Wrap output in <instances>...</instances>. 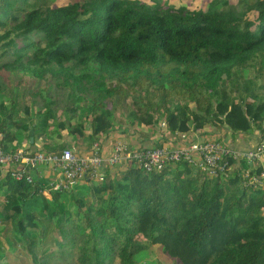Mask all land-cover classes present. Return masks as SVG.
Listing matches in <instances>:
<instances>
[{"label": "trees", "instance_id": "obj_1", "mask_svg": "<svg viewBox=\"0 0 264 264\" xmlns=\"http://www.w3.org/2000/svg\"><path fill=\"white\" fill-rule=\"evenodd\" d=\"M117 114L125 133L163 122L168 136L262 132L264 0H0L5 150L93 147L121 125ZM68 137L74 145L59 141ZM243 167L224 177L186 163L157 173L123 164L120 178L92 183V200L76 187L48 199L37 181L8 173L0 258L19 245L35 261L75 250L79 264H140L160 245L180 264H264V192L244 184ZM49 223L59 248L39 259Z\"/></svg>", "mask_w": 264, "mask_h": 264}, {"label": "built area", "instance_id": "obj_2", "mask_svg": "<svg viewBox=\"0 0 264 264\" xmlns=\"http://www.w3.org/2000/svg\"><path fill=\"white\" fill-rule=\"evenodd\" d=\"M162 124L166 127L165 122ZM169 135L166 143L159 146L132 145L120 139L107 155L102 153L99 142L93 144L90 153H83L73 147L48 153L42 148V143H36L35 151L26 148L7 151L1 144L0 135V165L15 180L27 183L35 181L31 170L46 166L58 175V179L52 183V189L70 190L83 179L102 182L108 167L123 164H130L145 173H157L172 164L186 163L211 176L224 177L244 164L240 174L244 184L264 192V169L258 170L256 167L264 154V130L258 146L249 151L231 148L219 139L200 140L192 132ZM236 164L238 166L235 168Z\"/></svg>", "mask_w": 264, "mask_h": 264}, {"label": "crops", "instance_id": "obj_3", "mask_svg": "<svg viewBox=\"0 0 264 264\" xmlns=\"http://www.w3.org/2000/svg\"><path fill=\"white\" fill-rule=\"evenodd\" d=\"M147 132H138L133 135L130 134V137L132 141L128 140L127 134H125L124 131H119V130H113L112 133L102 139L100 141L101 147H102V153L104 155H107L111 153L113 146L115 142L118 140L122 139L124 141H127L128 143L135 145L137 143H140L144 146H159L162 144H165L166 141L168 140V135L166 128L163 127L162 130L164 131V137H162V131L159 129L158 131H153L152 129L147 127ZM194 135L198 136L200 140H210V139H219L224 142H226L231 148L237 149V150H242V151H249V150H254L259 142H260V136H261V130L256 129L252 133H232L228 131L226 128H221V129H213L211 127H206L202 132H192ZM129 136V134H128ZM166 137V138H165ZM41 141H46L44 138ZM32 142V141H31ZM98 142V141H97ZM39 143V142H38ZM42 143V142H40ZM74 145V143H72ZM79 147V146H77ZM20 148H26L29 151H35L34 147H30L29 143L27 141H23V145L19 147ZM88 143L85 145L84 148H79V151L83 153H90L93 149ZM38 149V148H37ZM238 166V164L235 165V168ZM122 166H114V167H108L106 169V175L109 174L112 175L114 178H120L121 174L123 173V168ZM257 169L258 170H263L264 169V154L261 157V159L257 162ZM8 170L0 165V217H3L4 213V208L6 204L9 202L8 201V195L11 193L10 189L12 190L13 188L8 185L7 182H12L10 180H7L6 177L8 175ZM31 174L34 177V182L31 184L36 183V181L42 186L43 190L40 191L42 192V195L47 197L48 199L51 197L52 199V193L54 190H52V183L58 179V175L56 172H53L50 168L46 166H40L37 169L31 170ZM106 178V177H105ZM106 180V179H105ZM94 181H88V180H81L79 184H77L76 190H78L80 193L83 194H90L88 200H92L94 198L93 194V188L95 184H92ZM98 184H103V182H94ZM73 187V188H75ZM18 200L22 198V195L20 193L15 194ZM106 199V198H105ZM103 199L101 203H104ZM10 230L8 231V234H11V227Z\"/></svg>", "mask_w": 264, "mask_h": 264}, {"label": "rangeland", "instance_id": "obj_4", "mask_svg": "<svg viewBox=\"0 0 264 264\" xmlns=\"http://www.w3.org/2000/svg\"><path fill=\"white\" fill-rule=\"evenodd\" d=\"M171 2L180 5H191V6H198V7H204L207 8L210 5V2L213 0H170ZM66 0H60V3H65ZM118 118V125H120L121 123V127L120 126H116L115 129L121 131L124 127L127 128V121L123 118H121V116H119L117 114ZM163 127H159V129H161L162 131V137H164V131L162 130ZM157 129V131L159 130ZM147 128L146 127H141V128H133L132 130H129L128 132H126L125 134H127L128 140L132 141L130 134L133 135L135 133L138 132H143L146 133L147 132ZM129 134V136H128ZM60 142H71L74 143V141L72 140L71 137L66 138L64 141H62V139H59ZM40 143V142H39ZM88 143V140H84L81 142L80 146L76 148L79 150V148H84L85 145ZM140 143H137L135 145H138ZM142 145V144H141ZM144 146V145H143ZM148 146V145H147ZM125 168V167H124ZM123 168V169H124ZM90 194H80V197H84V199H89ZM51 199V197H50ZM53 224L49 223V227L48 229L45 230L44 232V244H45V251L42 249H40V247H38L39 250V254H38V258L42 259L43 255H48L51 254L52 252L56 251L59 246L58 244H55L53 241V237H58L59 233L54 231L53 229H51V227H53ZM40 232L33 230V236L35 237V239L39 242V234ZM43 236V235H42ZM41 237V236H40ZM42 238V237H41ZM12 239V238H11ZM69 239V238H68ZM68 248H71L70 246H68ZM153 248V249H152ZM28 249V248H27ZM73 249V248H72ZM2 250L4 252V255H2V257L0 258V264H79L78 260H77V252L75 250H72V253L67 255L66 257H64L63 255L60 254H52L49 255L48 257L51 258H47L45 260H39V261H35L33 260V258L31 257V253H28L26 248H23L21 246H17V249H11V247L8 245L7 246H2ZM150 252L147 255H144L143 253L140 254V258H142V260L139 262L140 264H180L177 259L168 256L167 254H164L163 251L161 250V246L160 245H154L150 248ZM60 255V256H59Z\"/></svg>", "mask_w": 264, "mask_h": 264}, {"label": "water", "instance_id": "obj_5", "mask_svg": "<svg viewBox=\"0 0 264 264\" xmlns=\"http://www.w3.org/2000/svg\"><path fill=\"white\" fill-rule=\"evenodd\" d=\"M30 133H31V135H32V137H31V141H33V140H34V138H33V134L35 133L34 129H32V130L30 131Z\"/></svg>", "mask_w": 264, "mask_h": 264}]
</instances>
